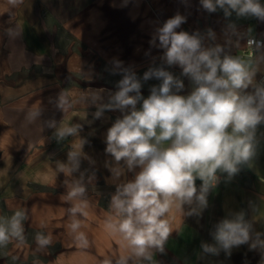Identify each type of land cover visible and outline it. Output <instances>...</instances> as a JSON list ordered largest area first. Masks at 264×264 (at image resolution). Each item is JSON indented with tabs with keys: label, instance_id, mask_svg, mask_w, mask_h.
Segmentation results:
<instances>
[{
	"label": "crops",
	"instance_id": "obj_1",
	"mask_svg": "<svg viewBox=\"0 0 264 264\" xmlns=\"http://www.w3.org/2000/svg\"><path fill=\"white\" fill-rule=\"evenodd\" d=\"M177 14L185 17L177 31L198 32L205 47L219 44L232 54H244L246 35L239 48L226 45V32L233 42L237 39L228 30L230 23L241 34L251 28L252 35L264 41V22L237 18L235 13L225 18L220 9L209 13L200 0H23L18 6L0 0V216L26 210L28 217L25 240H13L0 249V264H103L124 253L123 242L105 231L104 220L116 186L134 179L139 169L125 168L114 179L110 169L116 162L105 152V138L108 128L126 113L105 110L96 118V105L77 102L62 116L54 103L62 90L70 100L79 101L89 89H103L101 103H108L124 70L140 80L146 99L161 83L154 77L143 79L151 68L171 72L184 84L177 94L189 95L194 87L191 79L181 74L179 66H168L158 39L153 43L157 29ZM209 30L215 39L208 37ZM261 68L264 72V65ZM81 71L95 77L96 83L84 79ZM262 78L264 74L258 73L257 81ZM38 107L41 117L30 121L29 113ZM61 118L82 126L78 137L57 143L47 121ZM75 139L86 141L80 172L87 188L88 216L76 218L82 220L80 231L89 238L87 248L77 246L69 230L71 204L65 200V181L71 178L56 170ZM256 139L253 166L243 167L231 180L223 175L199 216L173 214L175 230L164 252L155 253L158 264H262L260 250H250L249 244L233 247L230 254L223 249L205 253L202 248L215 245V225L230 213L245 211L252 221L250 202L259 205L257 219L264 217V124L257 127ZM256 232L264 233V222L253 223V239ZM37 233L50 235L51 245L39 248Z\"/></svg>",
	"mask_w": 264,
	"mask_h": 264
},
{
	"label": "clouds",
	"instance_id": "obj_2",
	"mask_svg": "<svg viewBox=\"0 0 264 264\" xmlns=\"http://www.w3.org/2000/svg\"><path fill=\"white\" fill-rule=\"evenodd\" d=\"M7 2L18 6L23 0ZM200 2L209 13L220 9L225 18L235 13L237 18L264 22L261 0ZM184 22L185 17L180 14L168 19L157 29L153 43L158 39L168 66H179L181 74L191 79L194 87L189 95L177 94L184 84L171 72L151 68L143 79L154 77L161 83L152 87L146 99L141 96L140 80L126 70L118 82V91L110 95L108 103H101L103 89H89L80 95L79 101L70 100L69 94L62 90L55 99L54 107L62 116L77 102L96 105V118L105 110L126 113L108 128L105 152L116 162L110 169L114 179L121 177L125 168L129 172L137 168L139 171L134 179L119 183L111 196L104 228L110 236L123 242L125 251L114 261L105 259L103 264H158L155 253L164 252L175 230L173 214L199 216L207 208L208 195L217 188L221 176L231 180L243 167L251 168L257 155V127L264 124V78L257 81L256 77L258 73L264 74L261 71L264 41L256 39L251 28L241 34L230 23L228 30L237 39L233 42L226 32V45L239 48L242 35L247 36V51L232 54L219 44L205 47L204 37L198 32L177 31ZM207 35L215 39L212 30ZM81 75L91 79L82 71ZM41 115L38 107L29 113L30 121ZM47 126L54 129L52 135L57 143L78 137L82 127L79 123H66L62 118L47 121ZM85 143L83 139L73 140L66 160L56 164L58 173L71 178L65 181V200L71 204L69 230L81 248L89 246L87 234L80 231L82 220L76 218L77 214L88 216L87 188L84 174L80 172ZM76 173L78 178L74 176ZM250 206L254 213L252 221L246 219L245 211L230 213L215 225L212 233L215 245L203 244V251L217 254L223 249L230 254L233 247L249 244L250 250H260L264 264V239H261L264 233L256 232L253 239V223L264 222V217L257 219L259 205L250 202ZM185 207L189 209L187 212ZM27 219L26 210L0 216V249L13 240H25ZM35 239L41 249L52 243L51 236L42 233H37Z\"/></svg>",
	"mask_w": 264,
	"mask_h": 264
},
{
	"label": "built area",
	"instance_id": "obj_3",
	"mask_svg": "<svg viewBox=\"0 0 264 264\" xmlns=\"http://www.w3.org/2000/svg\"><path fill=\"white\" fill-rule=\"evenodd\" d=\"M255 38H256V37H255ZM256 39L261 40V39H259V38H256ZM246 40H247V38H246ZM245 44H246V42H245ZM246 51H247V49H245V52H246ZM245 52H244V53H245ZM223 179H224V176L222 175V176H221V181H220V183L223 181Z\"/></svg>",
	"mask_w": 264,
	"mask_h": 264
},
{
	"label": "rangeland",
	"instance_id": "obj_4",
	"mask_svg": "<svg viewBox=\"0 0 264 264\" xmlns=\"http://www.w3.org/2000/svg\"><path fill=\"white\" fill-rule=\"evenodd\" d=\"M91 75H94V73L91 72ZM93 82L96 83L95 77L91 79V83H93Z\"/></svg>",
	"mask_w": 264,
	"mask_h": 264
}]
</instances>
